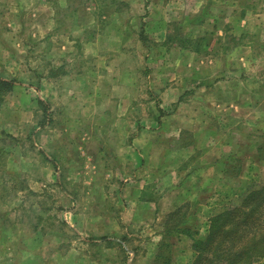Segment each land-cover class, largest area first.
I'll return each instance as SVG.
<instances>
[{
    "label": "rangeland",
    "instance_id": "374dc122",
    "mask_svg": "<svg viewBox=\"0 0 264 264\" xmlns=\"http://www.w3.org/2000/svg\"><path fill=\"white\" fill-rule=\"evenodd\" d=\"M51 1L0 0V74L21 81L0 101V233L38 236L45 264L71 248L76 264L86 252L97 256L59 215L71 199L83 217L103 202L104 151L160 120L172 149L194 140L197 151L222 157L223 191L208 194L218 206L205 217L264 186L255 143L264 136V0H70L96 7L77 19L60 2L54 17ZM91 41L98 47H85ZM13 153L21 162H8ZM125 227L129 247L147 252L150 226ZM24 245L9 251L8 264Z\"/></svg>",
    "mask_w": 264,
    "mask_h": 264
},
{
    "label": "crops",
    "instance_id": "0c3cea01",
    "mask_svg": "<svg viewBox=\"0 0 264 264\" xmlns=\"http://www.w3.org/2000/svg\"><path fill=\"white\" fill-rule=\"evenodd\" d=\"M65 1V3L60 0L50 2L48 7L52 8L54 17L57 16L56 9H58L57 3L59 2L62 4V8L73 11L74 19L79 18L81 14H87V10L94 13L96 9V7L88 6V1L84 7L86 12L80 5L76 6L70 0ZM20 8L22 9V6ZM56 27L57 22L53 19L52 34L56 32ZM95 45L96 43L93 41L85 43V47L93 48ZM71 46L72 43L68 41L66 47ZM0 79L13 82L12 90L7 94H14L13 92L18 87L17 82H21L15 81L16 79L11 78L10 74H0ZM37 101L43 102L41 98ZM42 111L49 112L50 110L44 109ZM164 123L160 120V122L152 123L151 126L141 125L136 129L134 137L126 143L127 145L120 143L107 152L103 150L102 155L105 156V160H99L102 162L100 166L107 171L103 188L105 198L100 204L93 205L91 211H85V223H83L82 213L78 211L79 205H76V200L71 199L70 206H62L64 208L58 221L72 228L76 236L84 239L85 242L90 243L100 252L97 256L93 252H86L80 256L81 263L77 261L78 264H85V262L88 264H153L160 253L161 245L167 241L172 244L170 264H191L195 256V251L192 248L193 238L186 232L167 236L166 227L171 221L172 214L183 209L189 217L186 224L198 232L197 236L205 235L210 218L220 212V208H218L219 210L209 213L206 217L203 214V209L214 210L218 206L214 200H208V194H211L212 197L216 195L218 197L223 191L221 183V178L224 175L222 157L220 154L209 156L204 148H202V152L197 151L193 148L196 145L194 140L187 146L172 149L162 142L163 135L159 136L160 129L166 125ZM44 125V122H38L37 128ZM184 128L189 129L188 127ZM194 137L196 140L198 139L195 134ZM263 140L260 138L257 142L255 141L256 146L261 145ZM218 149L219 146H217ZM174 152L176 153L174 154ZM39 154L44 159L50 157L44 150H39ZM197 155L200 156V164L194 163L195 166L192 167V161ZM206 158L210 159L207 161ZM110 160L115 162H109ZM19 161L21 162V157L14 153L10 155L8 160L10 164ZM172 175L174 179L171 178V183H164ZM134 225L150 226L147 252L139 247L130 248L126 243L133 239L132 235L134 234L122 233V228ZM19 235L20 241L24 242L25 245L23 246L24 250H17L20 257L17 264H45V251L42 248L39 249L41 243L39 244L38 236L28 238L27 233ZM0 236L5 241H9L8 249L0 250V255L4 256L5 259L3 263L8 264V254L16 251L17 245L22 242L17 237L11 238L10 235L7 236L4 233H0ZM138 237L141 238V236ZM73 252L74 250L71 248L65 255H58L55 264H76L74 258L80 253L74 255Z\"/></svg>",
    "mask_w": 264,
    "mask_h": 264
},
{
    "label": "trees",
    "instance_id": "16d2710c",
    "mask_svg": "<svg viewBox=\"0 0 264 264\" xmlns=\"http://www.w3.org/2000/svg\"><path fill=\"white\" fill-rule=\"evenodd\" d=\"M12 87V81L0 79V101ZM257 150L261 156L264 140ZM188 218L183 209L173 213L166 235L186 232L193 238L195 256L191 264H255L264 258V186L251 190L241 205L212 216L203 236H197L198 232L186 224ZM171 248L170 241L164 242L153 264H170Z\"/></svg>",
    "mask_w": 264,
    "mask_h": 264
}]
</instances>
